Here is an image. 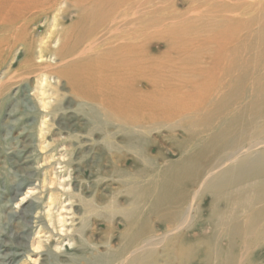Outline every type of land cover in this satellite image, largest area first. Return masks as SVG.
<instances>
[{
	"label": "bare ground",
	"instance_id": "obj_1",
	"mask_svg": "<svg viewBox=\"0 0 264 264\" xmlns=\"http://www.w3.org/2000/svg\"><path fill=\"white\" fill-rule=\"evenodd\" d=\"M45 1L38 0L36 8H44ZM233 1L228 9L220 2L221 7L203 11L202 20L200 12L190 9L197 14L189 15L194 21L186 24L178 15H143L147 4L140 0L79 5V20L61 34L54 53L57 65L45 64L74 95L106 109L134 135L155 112L164 120L158 121L161 128L167 122L175 125L168 126L170 131L179 124L184 129L180 148L173 150L179 160L138 184L129 235L103 264H158L168 262L170 255L180 264H264V11L251 19L250 0ZM233 1L226 0L227 5ZM159 27L165 29L156 32ZM169 34L196 41L198 59L223 65L231 80L235 69L240 82L208 86L215 93L193 108L166 100L167 111L163 105L156 110L158 105L149 100L141 104L138 87L153 90L157 85L152 73L155 37ZM206 42L224 52L214 47L200 52L208 48ZM27 57L25 65L30 64ZM46 75L37 78L40 85H50ZM5 77L1 99L11 87ZM198 118L196 124L184 123ZM134 135L128 138L131 147L138 142Z\"/></svg>",
	"mask_w": 264,
	"mask_h": 264
},
{
	"label": "rangeland",
	"instance_id": "obj_2",
	"mask_svg": "<svg viewBox=\"0 0 264 264\" xmlns=\"http://www.w3.org/2000/svg\"><path fill=\"white\" fill-rule=\"evenodd\" d=\"M91 1L48 0L44 8H36L38 0H0V80L5 74V81L11 80L0 98V264H103L112 260L129 235L138 184L179 160L173 150L180 146L178 138L184 137L181 124L175 131L167 129L173 123L165 122L161 128L158 121L164 120L155 112L154 119L134 135L106 109L74 95L70 85L51 75L56 72L52 67L45 68L57 65L54 53L62 43L61 34L77 23L79 8ZM140 1L147 4L143 15H178L184 24L193 22L189 15L196 12L202 20L203 11L217 9L224 2L225 9L234 4L233 0L228 5L218 0V7L217 0ZM250 4L251 19L264 11V0H250ZM155 38L152 73L157 85L153 90L138 87L141 104L149 100L158 105L156 110L163 105L167 111L166 100L193 108L215 93L209 88L212 85L240 82L235 69L231 80L223 65L198 59L193 52L196 41L170 34ZM204 46L208 48L200 52L215 45L206 42ZM214 48L224 52L222 47ZM26 57L33 66L25 65ZM42 74H47L50 85L37 81ZM130 135L138 140L132 147ZM154 227L160 229L158 224ZM174 257L158 264H180Z\"/></svg>",
	"mask_w": 264,
	"mask_h": 264
}]
</instances>
